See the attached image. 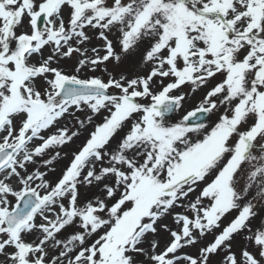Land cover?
I'll return each mask as SVG.
<instances>
[{"label": "snow or ice", "instance_id": "6c2138e0", "mask_svg": "<svg viewBox=\"0 0 264 264\" xmlns=\"http://www.w3.org/2000/svg\"><path fill=\"white\" fill-rule=\"evenodd\" d=\"M0 264H264V0H0Z\"/></svg>", "mask_w": 264, "mask_h": 264}, {"label": "rangeland", "instance_id": "374dc122", "mask_svg": "<svg viewBox=\"0 0 264 264\" xmlns=\"http://www.w3.org/2000/svg\"><path fill=\"white\" fill-rule=\"evenodd\" d=\"M94 43H102V42H99V41H95ZM193 106V104H189L188 105V107L190 108V107H192ZM176 119H179V116H177V117H175Z\"/></svg>", "mask_w": 264, "mask_h": 264}]
</instances>
